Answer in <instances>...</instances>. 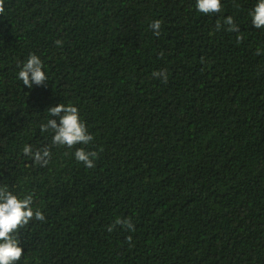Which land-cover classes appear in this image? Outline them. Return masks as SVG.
<instances>
[{
  "label": "trees",
  "instance_id": "16d2710c",
  "mask_svg": "<svg viewBox=\"0 0 264 264\" xmlns=\"http://www.w3.org/2000/svg\"><path fill=\"white\" fill-rule=\"evenodd\" d=\"M257 2L221 0L205 15L196 0H5L0 185L34 194L46 218L19 231L16 264H264ZM227 16L242 41L216 30ZM30 54L48 76L31 89L18 79ZM160 70L167 83L153 78ZM59 103L78 108L92 142L53 145L40 131L59 123L47 111ZM25 145L49 147V163H33ZM80 147L98 153L95 168L75 159ZM117 218L135 230L108 232Z\"/></svg>",
  "mask_w": 264,
  "mask_h": 264
},
{
  "label": "clouds",
  "instance_id": "9594fccd",
  "mask_svg": "<svg viewBox=\"0 0 264 264\" xmlns=\"http://www.w3.org/2000/svg\"><path fill=\"white\" fill-rule=\"evenodd\" d=\"M196 9L205 15L220 13L222 10L221 0H196ZM4 12L5 0H0V14ZM251 17L252 25L256 29L264 28V0H258ZM162 23V20L157 19L150 24V28L157 37L161 34ZM224 25L228 26L227 31L238 34V42L243 40L238 24L235 23L232 16L225 17L223 23L218 20L215 25L216 30H221ZM55 43L58 47H62L61 40H57ZM256 54H262L259 48ZM43 69L44 64L40 57L36 54H30L18 72V79L29 89L33 85H45L46 81H48V76ZM152 76L153 78H162L163 83L168 81L167 70L155 71ZM47 111L49 117H58L59 123L56 119L49 118L46 122L41 123L39 127L42 133L49 130L54 133L52 136L53 145L72 148L78 144L88 145L93 141L94 137L89 133L85 122L81 120L76 106L71 103L67 105L59 103L50 107ZM22 151L25 156L31 157L33 163L40 166H46L51 158L49 147L34 150L31 145H25ZM74 155L75 159L78 162H82L87 168H95L94 160L98 156L97 152L86 151L85 148L80 147L76 149ZM33 202L34 194L25 195L21 199L10 191L7 185H0V264H16V262L20 261L24 251L19 246V231L34 219L38 221L46 219L39 209L34 210ZM117 225L129 231L135 230V226L130 219L117 218L113 224L107 226V231H114ZM127 239L131 242L132 237L129 236Z\"/></svg>",
  "mask_w": 264,
  "mask_h": 264
}]
</instances>
